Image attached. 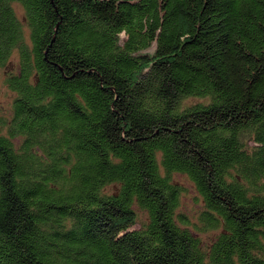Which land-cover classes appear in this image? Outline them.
Here are the masks:
<instances>
[{
    "label": "trees",
    "instance_id": "trees-1",
    "mask_svg": "<svg viewBox=\"0 0 264 264\" xmlns=\"http://www.w3.org/2000/svg\"><path fill=\"white\" fill-rule=\"evenodd\" d=\"M1 67L0 264H264V0H0Z\"/></svg>",
    "mask_w": 264,
    "mask_h": 264
},
{
    "label": "rangeland",
    "instance_id": "rangeland-1",
    "mask_svg": "<svg viewBox=\"0 0 264 264\" xmlns=\"http://www.w3.org/2000/svg\"><path fill=\"white\" fill-rule=\"evenodd\" d=\"M22 13V11H21ZM18 61L17 53H14L13 57L9 61V66L14 69L15 63ZM7 69L0 68V115L8 116L12 111L13 96L14 93L8 88L6 83ZM5 131L4 128L0 127V132ZM176 180L179 182H185L187 177L181 174L176 175ZM186 190L183 191L181 195V206L179 207V212H186L195 218V213L200 209L199 202L196 201V190L193 184L186 182ZM139 225H137L138 227ZM204 238H208V235H204Z\"/></svg>",
    "mask_w": 264,
    "mask_h": 264
}]
</instances>
